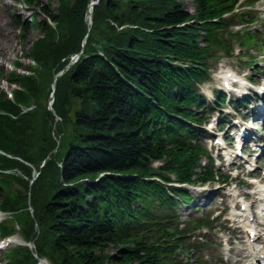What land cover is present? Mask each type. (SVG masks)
Returning a JSON list of instances; mask_svg holds the SVG:
<instances>
[{"label": "trees", "instance_id": "1", "mask_svg": "<svg viewBox=\"0 0 264 264\" xmlns=\"http://www.w3.org/2000/svg\"><path fill=\"white\" fill-rule=\"evenodd\" d=\"M21 1L52 24L34 16V66L24 74L17 61L6 79L18 86L13 96L0 90V170L11 171L0 173V210L15 214L0 235L17 223L35 242L34 251L12 248L7 264H36L35 254L51 264H181L175 218L162 222L178 201L151 179L209 176L186 122L202 120L192 109L200 108L195 84L208 80L218 51L232 50L229 36L243 46L252 39L229 31L244 17L234 13L239 0H193L194 13L176 0H99L84 46L91 0H57L52 10ZM80 52L56 80L54 114V77Z\"/></svg>", "mask_w": 264, "mask_h": 264}, {"label": "rangeland", "instance_id": "2", "mask_svg": "<svg viewBox=\"0 0 264 264\" xmlns=\"http://www.w3.org/2000/svg\"><path fill=\"white\" fill-rule=\"evenodd\" d=\"M8 2V6L6 5H0V18L5 17V19L9 22V34H3V41L4 46L6 47L5 52L3 51L2 54H0V90L5 91L6 93L11 92L13 89L18 87L17 85H9L6 82V79H8L9 74L11 70H13L14 66L17 61L21 64L20 72L25 73L26 70H30L32 67L31 62V49H32V42L41 36V33L37 31L31 24H33V19L37 17L38 20L43 21L45 20L44 15L41 13L40 6L37 4L26 6L22 3L21 0H6ZM37 3H39L41 6H48L51 10L55 9L58 1L57 0H36ZM180 3H182L186 9L189 11H194V5L193 0H176ZM264 0H261L258 5L250 9L249 11V17L259 16L257 21L255 20L254 23L248 24V30L251 31V33L255 36L258 35L259 37L264 38ZM244 10V9H243ZM252 10V11H251ZM253 14V15H252ZM36 16V17H34ZM88 20V19H87ZM29 24L30 27L26 30H24V26ZM243 28V25H235L232 27L233 31H242L238 30ZM25 37V39L23 38ZM247 35H244V37ZM234 45V52L231 56H225L220 61L218 65H215L214 69L212 70V79L207 84H203L201 86V92L203 95L207 96L208 98L212 97V92L218 86V77L220 71L232 69L234 71H242L243 73H251L253 74L252 68L245 62H249L250 59H252L253 56H256V63L260 65L263 64L264 60V42L258 43V46H251L252 48H244L241 50L239 48V45L237 42L232 41ZM34 66V65H33ZM264 73V67L263 69H257L256 74L253 76L258 77V75H262ZM56 87V85H55ZM51 99L52 94H50ZM229 111L233 112V108L228 107ZM216 115V114H215ZM215 125V122H213ZM211 129V128H210ZM204 142V141H203ZM31 165V164H30ZM38 170L34 171L32 170V177L36 175ZM18 176L22 179H27L25 175L18 171ZM221 186L216 181L211 182L210 184L203 185L200 190L205 191L209 196L206 201L205 205H199L200 209L198 211H193L191 206L185 207L180 206L179 212L182 222L186 224V227L192 228L191 221L202 213V211L209 207L210 204L216 208L218 203L221 201V199H217L216 195L219 192ZM13 191L23 190V188L17 184L12 185ZM201 193V192H200ZM214 198V199H213ZM213 199L212 203L211 200ZM1 204V200H0ZM227 213L229 212V208L226 209ZM5 218V215L0 214V220ZM224 219L222 218L219 220L215 225L217 228L215 230H212L211 232L205 234L203 231L204 229L195 230L194 233L191 235L196 236V239L200 241V237H204V242L206 244V247L198 248L197 250H193L192 254L189 256L188 254H183V259L187 264H232L229 262H224L222 259V242H225L228 238L232 237V232L230 227H228L227 224L223 223ZM228 223V222H226ZM188 224V225H187ZM184 227V226H183ZM185 227V228H186ZM222 227H225L224 230ZM15 235H20L19 231L16 232ZM21 236V235H20ZM200 236V237H199ZM186 237V236H185ZM186 238H189L188 236ZM3 238L0 236V241ZM225 240V241H224ZM4 241V240H3ZM187 242L193 243L196 242L194 239ZM210 243V244H208ZM225 246V245H224ZM32 250V249H31ZM35 250V247L33 248V251ZM115 251L113 246H110L108 249V254H111ZM6 250H3L0 248V264L4 263V258L6 255ZM197 258H200V261L197 260Z\"/></svg>", "mask_w": 264, "mask_h": 264}, {"label": "bare ground", "instance_id": "3", "mask_svg": "<svg viewBox=\"0 0 264 264\" xmlns=\"http://www.w3.org/2000/svg\"><path fill=\"white\" fill-rule=\"evenodd\" d=\"M0 5L8 6L9 4H8V2L6 0H0ZM3 34H6V35L9 34V22H8L7 19H5V17L0 18V54H2L3 51L5 52V50H6L5 49L6 47L4 46L5 42L3 41ZM222 77H224L227 80L228 72H225L224 76H222ZM257 189H258L259 196L264 201V187L260 186ZM237 206H239V204L236 205L235 210L233 212L235 216H239L240 215V213H239L240 210L238 209ZM262 209L264 210V205H262ZM237 219H238V217H237ZM21 241H22V239L20 238V236H14L13 239H10V242H12L13 244H16V243L21 242ZM241 251L244 252V250H241ZM247 256L248 255H246V257ZM242 264H244V263H242Z\"/></svg>", "mask_w": 264, "mask_h": 264}, {"label": "water", "instance_id": "4", "mask_svg": "<svg viewBox=\"0 0 264 264\" xmlns=\"http://www.w3.org/2000/svg\"><path fill=\"white\" fill-rule=\"evenodd\" d=\"M33 245V244H32Z\"/></svg>", "mask_w": 264, "mask_h": 264}]
</instances>
